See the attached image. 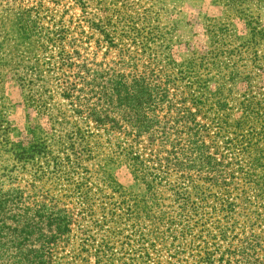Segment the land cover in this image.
I'll return each instance as SVG.
<instances>
[{
    "label": "rangeland",
    "instance_id": "rangeland-1",
    "mask_svg": "<svg viewBox=\"0 0 264 264\" xmlns=\"http://www.w3.org/2000/svg\"><path fill=\"white\" fill-rule=\"evenodd\" d=\"M8 1L60 29L57 42L89 81L146 73L178 87L176 105L209 90L186 103L202 150L220 164L187 167L170 151L177 136L161 129L148 139L97 126L51 90L60 71L28 86L19 77L33 79L29 71L1 66L0 264H264V144L222 127L229 110L264 122V109L246 105L264 106V0ZM231 68L239 77L228 81ZM252 161L262 170L247 171Z\"/></svg>",
    "mask_w": 264,
    "mask_h": 264
},
{
    "label": "trees",
    "instance_id": "trees-1",
    "mask_svg": "<svg viewBox=\"0 0 264 264\" xmlns=\"http://www.w3.org/2000/svg\"><path fill=\"white\" fill-rule=\"evenodd\" d=\"M5 4L8 6L0 12V67L8 66L10 71L22 67L24 71H29L33 79L29 77L27 80L26 77L20 75L19 79L22 84L26 80V85L32 86L40 78L48 82L57 71H60L61 75L58 78L61 77V80L51 90L58 87L60 89L58 93L62 99L68 100L80 116L84 115L95 121L97 126L108 127L107 131L133 134L134 138L146 135L148 139L152 138L153 130L158 132L161 129L164 135L177 136V141H173L171 136L168 137L172 142L170 151L175 153L174 155L176 152L184 155L185 162L188 163L187 167L198 166L208 169L220 164V160L202 150V144L196 137L201 127H197L196 113L186 103L188 97L192 104L204 102L202 98L206 92H210L209 90L204 88L199 95L196 93L186 95V93V96L178 99L177 102L180 105H176L175 97L182 96V92L177 93L178 87L176 91H171L167 80L157 82L146 73L112 74L102 82L104 76L94 73L89 81L86 79L88 76L81 73L80 69L84 66L71 62L72 53L65 49L64 44L57 42V39H61L60 29H49L39 25L38 15L35 13L37 10L34 7L10 5L8 0ZM43 46L49 47L50 55L47 58L43 56L46 51ZM179 66H185L188 69L192 67L183 64ZM225 66L228 64L223 61V67ZM179 71L182 74L179 79L186 78L183 69ZM0 72H2L1 69ZM237 73L231 68L228 81L239 77ZM195 79L205 82V79ZM228 81L223 76V85ZM51 82L54 84L53 81ZM84 83L85 86L89 84L90 86L85 89L82 86ZM230 90L231 88L227 86V91ZM218 91L222 94L220 89ZM228 96L230 97L229 93L224 94L223 90V102ZM247 100L246 105H252L256 109L253 110L254 112L264 109V106H259L260 102L255 103L252 98ZM216 103L221 105L219 96L216 97ZM222 118L223 133L228 130L237 131L238 128L246 130L241 133V138L237 135L236 142L249 141V145L255 146L264 144V122L253 123V116L244 114V111L233 115L229 110ZM31 133L33 132L30 131ZM260 135L263 136L260 137ZM261 152L263 154L264 150L261 149ZM168 161L169 159L165 158L164 164ZM174 162L179 164L181 161L176 159ZM258 164L259 162L252 161V164L246 165L245 168L250 171L248 170L250 166ZM228 165H231V161L223 156V170H226ZM257 168L262 170L260 164ZM260 178L264 177L260 176Z\"/></svg>",
    "mask_w": 264,
    "mask_h": 264
}]
</instances>
